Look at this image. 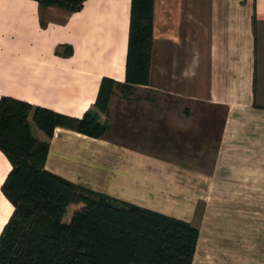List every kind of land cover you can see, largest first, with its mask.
Wrapping results in <instances>:
<instances>
[{"label": "crops", "instance_id": "obj_1", "mask_svg": "<svg viewBox=\"0 0 264 264\" xmlns=\"http://www.w3.org/2000/svg\"><path fill=\"white\" fill-rule=\"evenodd\" d=\"M131 7L132 0H85L72 13L49 7L42 27L37 1L0 0V97L73 117L95 114L106 135L55 127L45 168L197 225L193 264H264V0H155L150 84L116 87L106 114L95 103L104 77L126 81ZM196 35L207 45L191 57V74L183 68L174 79L163 63L154 71L156 48L194 49ZM61 44L72 54H55ZM178 97L223 111L209 168L115 140L162 137L172 128L159 129L162 113ZM10 169L0 150V233L13 211L1 191Z\"/></svg>", "mask_w": 264, "mask_h": 264}, {"label": "trees", "instance_id": "obj_2", "mask_svg": "<svg viewBox=\"0 0 264 264\" xmlns=\"http://www.w3.org/2000/svg\"><path fill=\"white\" fill-rule=\"evenodd\" d=\"M35 1L45 27L46 8L72 13L85 0ZM154 3L132 0L126 81L104 77L95 103L106 114L116 87L131 91L150 84ZM72 52L67 44L55 49L57 55ZM33 124L46 139L34 135ZM58 126L95 138L108 131L91 111L73 117L0 97V150L11 164L1 191L13 205L0 233V264H193L200 237L197 225L84 187L45 168L49 140Z\"/></svg>", "mask_w": 264, "mask_h": 264}, {"label": "rangeland", "instance_id": "obj_3", "mask_svg": "<svg viewBox=\"0 0 264 264\" xmlns=\"http://www.w3.org/2000/svg\"><path fill=\"white\" fill-rule=\"evenodd\" d=\"M57 13H54L53 16L56 18L62 16L60 13L57 15ZM201 37L202 36L196 35L194 49L173 47L156 48L154 55V71H156L155 69L159 70V65L163 63L162 65L165 71L167 73L172 71V77L174 79L176 77L175 73H181L183 68H188L186 70L191 74V57L193 58L195 56V59H197L202 52L206 50L207 41L204 37L203 39ZM204 77L206 78V74ZM166 80L168 82L170 81V75H166ZM177 99H173L172 103H170L172 104L171 107L169 106L168 110L162 113L164 119L159 129H163L166 125L172 126L171 129H169L168 126L167 130H163L162 137L155 139L154 137L150 139H128L127 137V139L115 140L126 142L129 146L158 154L170 158L171 160H182L188 164L191 162L198 165L204 164L206 168H209L213 165L216 156L223 111L218 107L209 108L199 101L187 102L183 101L180 97ZM167 100L168 99H165L163 102L166 105ZM167 118L169 121H167ZM124 123L127 125L126 121H120L119 127L122 128ZM159 123L161 124V122ZM148 124H150L148 129H152V124L149 122ZM33 127L36 129L34 124ZM121 131L123 134L126 133V131ZM37 133L40 134V132ZM201 147H203L202 150ZM202 208L203 206L201 207L200 204L198 208V217L202 214ZM71 211L72 208L68 209L65 218L70 215ZM262 263H264V261Z\"/></svg>", "mask_w": 264, "mask_h": 264}]
</instances>
